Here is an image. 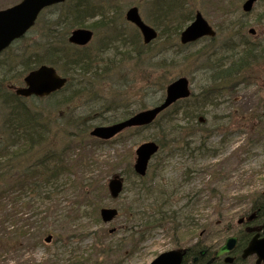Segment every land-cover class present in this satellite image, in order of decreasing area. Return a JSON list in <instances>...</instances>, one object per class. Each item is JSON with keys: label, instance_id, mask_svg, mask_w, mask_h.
Instances as JSON below:
<instances>
[{"label": "rangeland", "instance_id": "374dc122", "mask_svg": "<svg viewBox=\"0 0 264 264\" xmlns=\"http://www.w3.org/2000/svg\"><path fill=\"white\" fill-rule=\"evenodd\" d=\"M19 1L0 0V9L11 6ZM92 1L98 2L99 0ZM112 1L114 2L113 5L117 7L113 10L112 14L118 13L122 15L121 17L124 22V11L131 7V5L137 4L138 1L146 3L143 5L144 10H142L144 14L141 13V10H139V14L147 24L149 23L148 20H150L152 26L153 24L158 25L162 22L160 16H164L162 13L163 7L159 10L156 0ZM184 1L192 9L189 12H202L205 19L216 29V33L218 34L213 44L217 46L225 44L227 40V36L220 33L219 30L217 31L220 18L223 16L229 15L234 20H237V22L240 18H244L247 24L243 32L247 37H249L245 31L247 28L253 27L260 34V30L264 25V20L258 22V19H261L264 13V0H260L249 15H244L240 10V6L244 0ZM89 24H93L94 27L98 28L92 42L93 46H96L98 43L101 44L102 40L100 37L104 39L111 36L112 31L110 32L109 29H104L105 31L99 29L103 25L100 18L93 19ZM128 25L126 24L128 28L132 27ZM40 28L38 25L37 30ZM156 28L161 30L162 33L159 34L164 35L165 25L164 27L159 26ZM35 37L34 33L30 34L27 37L26 45L24 44L25 47H19L20 52H22V49L28 47L31 50L30 52H32L31 54L39 53L40 51L36 50L37 45H35L39 41H33L30 44L28 41L35 39ZM177 40L178 38L175 37V45L177 44ZM157 41L159 42L155 50L164 51L168 48L170 54L167 56L170 55L174 59L172 68L169 69L170 80L176 79L177 76L189 78L191 82L190 88L192 89V96L189 101H198L202 116L207 120V126L209 127L213 123H220L224 126L220 133L212 135V138L209 139L206 145L207 133L204 130H199L193 123H189L190 119L195 120L192 117L194 105H190L191 102L183 105L185 108H182L178 116V119L181 121L175 123V125L178 128L182 127L180 134H184L185 141H188L190 134L194 135L196 144H199V139L202 138L205 141L203 146L210 151V154L205 155L202 152L198 155V158H195V162H191L187 157L176 153V156L169 158L168 161L164 162L160 170H157L156 161L159 157L167 156L170 153V149H177V147L170 146L169 149H162L159 156L150 162L148 176L145 179V181H150L153 176L158 177L155 182L159 181V185H165L170 192L171 190L176 191L177 194L174 198L179 203L173 207L176 210H181L183 204L197 194L199 202H197L194 208L195 214L193 219L202 226L195 225V227H188V229H184L176 235H171V229L169 230L168 228L155 229L141 244H137V237L134 238L135 242L124 238L125 235L134 236L133 233L136 232L141 236L144 235L140 222L142 218L137 215L140 214L141 209L137 210L139 204L136 202L138 199L135 196L136 187L133 186V182L137 180L130 176L131 174L129 173V168L131 169V164L133 163V150L143 142L153 140L158 136L162 137V134L157 132V127L161 125L165 126L168 112L174 111V107L162 114L157 124L141 131V135L127 133L119 139L120 141L113 142L114 144H108L107 142L104 144L95 140L93 141L92 138L88 137V133L84 134V132L87 128H89L87 131L89 132L94 126L110 124L116 117L115 112L108 111L110 107H107L106 111L108 112H106L104 106L99 105L95 107L96 112L93 114L89 113L87 109L89 106H85L81 102H72L74 105L71 109H67L66 107L52 109L50 106L53 104H50V102H56L59 98L53 97L44 101L40 107L49 125L55 126L54 131L57 134V138H55L53 143L56 150L60 153L64 152L65 157H67L73 168L68 178L72 179L76 174L78 179H75L73 183L71 181V186L67 188L64 196L58 198L60 204L55 206V203L52 211L57 209V212H59L65 205H72L75 208L79 205L84 208L82 215L84 212L90 215V219L87 220L77 219L76 221H72L61 218L60 223L52 220V231L49 232V235L53 236V242L56 240H63L64 242L73 236L70 239V248L63 244L62 246L57 244V252L61 256V260L64 261L63 264H74L72 261H68L69 256H71L69 251H75V255L78 253L84 255L87 259H90L89 264H149L156 256L164 253V251L188 246L187 244L195 243L196 240H205V243L209 246H214L217 244L213 241L214 239H220L221 243L227 237L236 234V221L250 207L249 200L250 202H258L260 200L259 194L264 193V142L257 141L256 132H254V135H248L249 127L253 126L255 122H247L250 121V119H247V116L254 114L253 111L257 107L258 101L261 99L264 102V66L259 75L256 74L257 67L253 70V78H259L253 82L252 88H245L243 86L242 89H234L231 94L225 95L219 92L215 93L213 97L216 103L213 102L210 105L207 100L201 101V94L204 95L203 91L208 90L210 87L208 81L211 73L209 74L207 69L212 65L210 62H207L208 58L206 55L211 53L224 55L222 50H219L221 47L210 48L208 45L210 39L208 38L198 41L195 45L187 46L184 50L177 51V46L167 43L166 35ZM237 41L235 40V42ZM202 48H207V50L203 51L206 54L205 57L202 53L198 52ZM176 51L177 54L173 56ZM4 54L0 56V63H3L5 60ZM21 55H23V52ZM132 68L134 69L133 64L129 66V69ZM131 79L133 84H130L128 89L109 90L110 94L107 97L110 98L117 95L120 97L121 104L132 105L134 109L141 105H145V108L154 106L153 101L149 100L155 93V91H151L153 83L147 84L144 82L140 69L134 72ZM149 92L150 94L147 95ZM101 115H103V118L109 119L110 122L99 124L101 120L99 116ZM75 122L79 123L76 124ZM66 123H70L71 128ZM166 134L168 135V132ZM180 134L176 137L177 141H179ZM62 146L66 147L68 152L64 151V148L61 150ZM213 150L216 154L210 157L213 155ZM117 153L127 156V159L116 158ZM186 170L194 171L191 175V179L192 177L193 179L190 183H186L187 179L184 177ZM117 173L124 177L125 191L118 197L117 201H113V199L108 197L105 186L110 176ZM153 188L155 189L156 187ZM151 197H157L156 192ZM151 201L152 199L146 201L143 205L149 212H151L149 210L151 206L148 204ZM108 206L118 209V217L115 221L104 224L99 219V209ZM66 213L68 214L67 211ZM218 213L222 216L221 219H218L220 217L217 215ZM218 221L224 222V225H228L231 230L227 229L224 232L222 226L216 227L215 225ZM205 224L208 228L203 226ZM111 227H114L117 232L111 234L108 231ZM78 231H82L83 233L77 234ZM76 236L81 238L82 241H77L74 238ZM53 242L50 244L41 242V244L34 246L28 243L25 250L19 252V255L8 256L6 263L19 264L16 262H21L22 264H27L24 261L47 259L49 258L48 252H53L51 246ZM61 249L67 256L62 254L63 251ZM46 264L54 263H52V260H48Z\"/></svg>", "mask_w": 264, "mask_h": 264}, {"label": "trees", "instance_id": "16d2710c", "mask_svg": "<svg viewBox=\"0 0 264 264\" xmlns=\"http://www.w3.org/2000/svg\"><path fill=\"white\" fill-rule=\"evenodd\" d=\"M156 3L159 10L163 7L164 16H160L161 24L164 22L172 25L179 24L173 28V36L178 35L185 22L191 20L193 16V13L189 12L192 9L184 0H156ZM57 6L46 11L49 15H46L48 18L40 21L42 22L40 29L37 30L38 26L33 29L35 35L40 32L34 40L39 41L35 45H37L36 50L40 52L31 54V50L26 47L22 49V58L18 59L22 53L18 45L25 42L24 37L15 41V44L4 52L5 60L0 63V264H6L8 256L19 255V252L24 251L27 242L32 245L41 244L45 234L52 231L51 223L55 217L72 221L90 217L85 212L82 215L84 208L79 205L76 208L68 205L59 212L55 210L52 212L54 201L64 196L67 188L71 186V181L74 180L68 178V175L72 173L71 168L68 167L70 163L63 151L60 153L56 150L53 143L57 138L55 126L49 125L44 118L40 103H29V101L26 103L21 98L15 97L9 86L20 82L26 71L39 64H54L57 68L68 71L70 80L60 97L52 96L59 98L56 102H50L53 104L50 107L52 109L67 108L72 102L80 101L83 105L91 103L92 105L87 109L90 114H93L96 112L95 107L101 105L100 101L104 93L110 92L112 84L115 85V79L122 81L119 89L126 86L124 82L126 75L121 73L127 64H133L135 71L140 69L145 82L147 79L155 80V93L149 100L157 103L159 94L170 80L169 69L174 62L172 56H167L170 54L169 50L156 51L151 45L143 46L137 36L132 45H128L126 37L121 36L119 41L115 42L116 47L112 40H105L99 49L67 46L65 37L68 32L74 27L83 25L94 6L87 3V0H68L65 5H60L61 10L55 13ZM261 19H258V22ZM114 22V19L110 17L101 27L109 29L110 23ZM263 35L264 31L259 35V40L254 39L250 42L243 34H240L239 43L229 42L228 45L233 44V47L226 50L229 56L214 53L208 57V60L211 57L214 58L209 61L212 66L215 65L211 67L209 80L216 87V91L223 90L224 85L231 79L241 77V82H246L251 77V74L246 71L252 66L264 63V41L261 39ZM230 37L234 39L235 35ZM115 73L119 77H116ZM78 74L80 78H75ZM133 74L130 71L129 75ZM95 87L100 88L99 96L94 90ZM197 112L193 111V114L196 115ZM199 112H202L201 109ZM131 113L130 106L123 107L122 117ZM178 113L179 110L176 107L174 111L168 112L165 126H158L157 132L163 136L168 132L167 136L173 138L171 140L173 145L183 143L186 147H191L190 141L176 140L178 127L175 125L174 118ZM255 119L259 122L262 117L256 115ZM66 125L71 128L70 123ZM262 133L263 131L257 132L259 135ZM191 137L190 134L188 139ZM158 143L164 148V142L158 139ZM63 150L68 149L65 147ZM168 201L169 199L163 198L162 204L167 205ZM253 210L258 221L264 218V205L254 203ZM53 213H55L54 217ZM156 214L142 215V218L146 219L145 225L152 226L155 223L161 226L165 223L173 225L182 218L174 210L167 212L159 209ZM183 220L186 223L193 221L190 216H184ZM79 233L83 232L78 231L77 234ZM239 235L247 237L243 231H240ZM75 238L77 241H82L77 236ZM57 243L70 248L71 242L56 240L55 250L48 253L49 261L52 260L54 264H63L64 261L57 252ZM74 253L75 251H69L71 256L68 255L70 257L68 261L74 264H89L90 259L80 253L76 255ZM62 254L67 256L64 251Z\"/></svg>", "mask_w": 264, "mask_h": 264}, {"label": "water", "instance_id": "95a60500", "mask_svg": "<svg viewBox=\"0 0 264 264\" xmlns=\"http://www.w3.org/2000/svg\"><path fill=\"white\" fill-rule=\"evenodd\" d=\"M65 0H23L20 4L14 5L12 8L4 9L0 11V52L9 46L14 39L22 37L27 29L34 25L37 15L40 11L47 6L55 5L56 3L63 2ZM257 0H248L243 5V10L249 12L253 6V3ZM126 18L131 23L133 22L140 29L142 36H144V42L147 43L153 40L157 35L153 29L145 25L137 12V8L132 7L127 13ZM251 32H254L250 29ZM92 32L85 29H78L71 33L68 38L72 43L77 45L87 44L91 39ZM215 36L214 31L206 22L201 14L198 12L194 21L186 29L181 32L180 41L182 44L187 42H193L203 36ZM26 88H17L16 95H22L28 97L35 96H47L49 93L59 90L64 84L65 79L57 76L56 72L51 67L41 66L36 71L30 72L24 79ZM188 82L185 78H179L177 81L167 86V93L165 101L152 109L139 112L136 116L125 120L124 122L117 123L112 126L96 127L91 132V135H96L102 139L115 136V133L126 129V127H132L136 125H147L157 116L158 113L167 108L171 103L178 100V98H184L189 95V89L187 88ZM158 150V146L153 142H148L139 146L135 152L137 155L135 161V172L139 175H144L147 162L149 158ZM111 196L116 198L122 190V180L120 177L114 176L108 183ZM117 215L115 209H103L101 210L102 220L105 222L110 221ZM264 234V223H263ZM235 238H228L226 243L217 251V255L227 253L234 243ZM250 254H256L259 256V261L264 260V238L258 239V236L254 237L243 252V257L250 256ZM183 253L177 250L172 252H166L156 259L151 264H181Z\"/></svg>", "mask_w": 264, "mask_h": 264}, {"label": "flooded vegetation", "instance_id": "af4514ba", "mask_svg": "<svg viewBox=\"0 0 264 264\" xmlns=\"http://www.w3.org/2000/svg\"><path fill=\"white\" fill-rule=\"evenodd\" d=\"M234 256V255H233ZM235 257V256H234Z\"/></svg>", "mask_w": 264, "mask_h": 264}]
</instances>
